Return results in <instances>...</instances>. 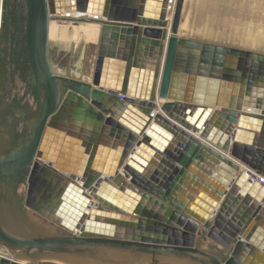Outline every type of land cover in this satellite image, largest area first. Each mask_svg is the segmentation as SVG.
Returning a JSON list of instances; mask_svg holds the SVG:
<instances>
[{"label":"water","instance_id":"95a60500","mask_svg":"<svg viewBox=\"0 0 264 264\" xmlns=\"http://www.w3.org/2000/svg\"><path fill=\"white\" fill-rule=\"evenodd\" d=\"M183 2L22 0L44 96L35 124L20 125V147L19 101L9 106L18 79L0 105V248L13 258L0 255V264H49L51 255L108 264L134 252L149 253L147 264H264V53L179 36ZM4 7L1 0L0 24ZM72 11L99 26L90 81L56 74L48 58L50 21ZM67 120L102 123L120 141L103 175L86 172L94 160L81 159ZM209 153L225 178L212 198L184 201L189 170L210 164ZM19 170L27 222L19 220Z\"/></svg>","mask_w":264,"mask_h":264},{"label":"rangeland","instance_id":"374dc122","mask_svg":"<svg viewBox=\"0 0 264 264\" xmlns=\"http://www.w3.org/2000/svg\"><path fill=\"white\" fill-rule=\"evenodd\" d=\"M180 20L181 36L264 53V0H184ZM67 27L53 21L49 26L48 58L53 71L90 81L98 30L92 34L84 53L81 42L76 47L72 45ZM49 264L66 263L51 255Z\"/></svg>","mask_w":264,"mask_h":264},{"label":"crops","instance_id":"0c3cea01","mask_svg":"<svg viewBox=\"0 0 264 264\" xmlns=\"http://www.w3.org/2000/svg\"><path fill=\"white\" fill-rule=\"evenodd\" d=\"M179 27H180V24H179ZM98 35H99V30H98ZM178 35L181 36V34H179V30H178ZM157 101L162 102L163 100L157 99ZM64 128H65L64 129L65 133H68V131L71 130V131H74L76 134L80 135L78 139L79 140L78 146L80 149L81 159H84L86 161L94 160V165H89L90 167L84 166V168L86 169V172L87 173L91 172L90 168H93L96 171L101 172V175H103L105 173L103 169L106 168V164L108 163V166H110L111 161H114L116 159L118 155L120 141L113 137H110L109 130L105 129L102 123L97 126V125H94L92 123H88L82 120L79 123V125L75 128V127H72L70 121L67 120V122L64 125ZM86 145H90L89 151L87 152L85 150L87 148ZM75 146H76V142H72L70 155L67 153L68 151L67 148L65 149V154H66L65 157L69 155V157H71L72 159L75 158V153L77 152V149ZM210 147L216 153H220L214 147L212 146ZM88 152L89 153L92 152V155L91 153L89 154ZM224 156L230 159L232 162L238 164L240 169L247 171V167L245 165H242L238 161L233 160L228 155L224 154ZM206 158L209 160L210 164L204 163L200 168H196L193 166L192 170H189V178L186 180L185 184L181 186L182 192H178V197L181 196V198H184V201H189V202L197 201V202L203 203L204 200L206 201V199L212 198V196L216 194V190H218L219 180L225 178V176L221 175L219 172L221 171V173L224 174L223 171H225V169L222 168V163L220 159L210 153L207 154ZM226 166L228 167V165ZM84 168H83V172L85 170ZM154 169H155V165H152L150 167V170H151L150 172H152ZM227 169H229V167ZM236 173L237 172L235 171L231 175L232 179L235 178V176L237 175ZM239 201L240 203L242 202L241 199H238V202ZM261 222L264 223V215L262 217ZM0 251H1L0 254L5 253L3 255H7L8 257L12 258L10 256L11 254L6 252L5 247L2 249L0 248ZM116 252H119V251H116ZM120 254L123 255L125 253L120 252ZM148 255L149 253H146V252H134L132 254L123 255L124 256V257L122 256L123 260H119L116 262L114 261L108 264H121L123 262L125 264H147L150 260ZM17 261L19 262V260ZM64 263L72 264V263H67V262H64ZM96 264H104V263L101 262V263H96ZM160 264H200V263H195V262H191L188 260H184L181 258H175V257L174 258L162 257L160 258Z\"/></svg>","mask_w":264,"mask_h":264},{"label":"flooded vegetation","instance_id":"af4514ba","mask_svg":"<svg viewBox=\"0 0 264 264\" xmlns=\"http://www.w3.org/2000/svg\"><path fill=\"white\" fill-rule=\"evenodd\" d=\"M25 34L26 11L23 9L22 0H5L0 24V105L4 103L5 99L3 96L5 95L6 97L9 91L12 92L11 86L18 85L15 83L18 79L19 85H21V88L19 87L21 93L17 99L15 94L12 98L9 96L11 98L9 106L13 107L19 101V147L24 135V131L22 130L23 132H21L20 125L24 123L25 126L31 127L35 124L40 101H42V96H44L43 88L37 84L34 71L29 62ZM7 41H9V48H2L1 45ZM8 80L10 81L9 86L7 85ZM4 81L5 84H3ZM23 113L25 119L23 118ZM2 118L3 112H0V135L2 131ZM21 175L22 171L19 170V220L25 219L27 222L31 215L23 208V194L20 195V189L23 186L20 181ZM20 221L19 224H22Z\"/></svg>","mask_w":264,"mask_h":264},{"label":"bare ground","instance_id":"6f19581e","mask_svg":"<svg viewBox=\"0 0 264 264\" xmlns=\"http://www.w3.org/2000/svg\"><path fill=\"white\" fill-rule=\"evenodd\" d=\"M0 4H1V0H0ZM56 18L51 20L50 23L53 21V23H57L59 25H65L69 27L68 33L70 34L71 37V42L73 43L72 45L74 47H76L75 45L78 42H81L84 46V50L83 52L85 53L86 49H87V45L88 42L92 36V34L96 31L99 30V26L94 24V23H89V22H79V19L84 17L83 14H81L80 12L77 11H72V12H65V13H61L57 16H55ZM61 18H66L68 19V21L63 22L60 19ZM49 23V26H50ZM67 27V28H68ZM52 32V31H51ZM62 34V33H61ZM96 35V33H95ZM59 38V37H58ZM97 38V37H96ZM92 41V40H91ZM95 42V41H94ZM91 43V42H90ZM79 44V43H78ZM82 50V49H81ZM82 52V53H83ZM74 58V57H73ZM83 58V56H82ZM75 60V59H74ZM66 68V67H64ZM64 70V69H63ZM76 70V69H75ZM78 70V69H77ZM90 72V71H89ZM59 74V73H57ZM64 75V74H63ZM78 75V74H77ZM85 75V74H84ZM87 75V72H86ZM73 77V76H72ZM87 80V79H86ZM5 254V253H4ZM2 256H7V255H3ZM11 256V255H10ZM8 257V256H7ZM12 257V256H11ZM10 258V257H8ZM12 259V258H11ZM21 263V261H19Z\"/></svg>","mask_w":264,"mask_h":264},{"label":"built area","instance_id":"2783aa9c","mask_svg":"<svg viewBox=\"0 0 264 264\" xmlns=\"http://www.w3.org/2000/svg\"><path fill=\"white\" fill-rule=\"evenodd\" d=\"M119 97H121V98H122V96H119ZM257 178H258V180H259L261 183H263V184H264V178H261V177H259V176H257Z\"/></svg>","mask_w":264,"mask_h":264}]
</instances>
